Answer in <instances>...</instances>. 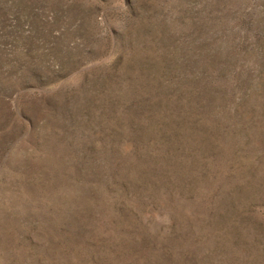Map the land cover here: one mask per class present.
I'll return each instance as SVG.
<instances>
[{"label":"rangeland","instance_id":"1","mask_svg":"<svg viewBox=\"0 0 264 264\" xmlns=\"http://www.w3.org/2000/svg\"><path fill=\"white\" fill-rule=\"evenodd\" d=\"M0 264H264V0H0Z\"/></svg>","mask_w":264,"mask_h":264}]
</instances>
